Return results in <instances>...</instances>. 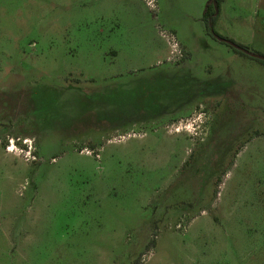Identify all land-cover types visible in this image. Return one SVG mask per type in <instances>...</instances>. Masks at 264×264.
Segmentation results:
<instances>
[{"label":"rangeland","instance_id":"rangeland-1","mask_svg":"<svg viewBox=\"0 0 264 264\" xmlns=\"http://www.w3.org/2000/svg\"><path fill=\"white\" fill-rule=\"evenodd\" d=\"M203 1L0 0V264H264V64Z\"/></svg>","mask_w":264,"mask_h":264},{"label":"crops","instance_id":"crops-1","mask_svg":"<svg viewBox=\"0 0 264 264\" xmlns=\"http://www.w3.org/2000/svg\"><path fill=\"white\" fill-rule=\"evenodd\" d=\"M210 0H205L198 8L199 18H202L204 8ZM235 6L233 8L232 6ZM237 12L241 16H236ZM217 21L224 24L239 23L243 32L264 34V0H222ZM246 48H251L247 43H240ZM250 50V49H249ZM254 51V50H253ZM251 52V51H250ZM264 55L263 51H254Z\"/></svg>","mask_w":264,"mask_h":264},{"label":"trees","instance_id":"trees-1","mask_svg":"<svg viewBox=\"0 0 264 264\" xmlns=\"http://www.w3.org/2000/svg\"><path fill=\"white\" fill-rule=\"evenodd\" d=\"M222 3V0H210L205 8H204V12H203V15H202V21L205 25V29L206 31L211 34L216 40L222 42V43H225L229 46L228 42H231L233 44H235L236 46H238L239 48H241L242 50H246L248 51V49L241 45V44H238V43H235L233 41H230V40H226L224 38H221L219 35H217L214 30L212 29L213 28V25L215 24V22L217 21V18L219 16V12H220V5ZM234 52L238 53V54H241L243 56H247V57H250L248 55H246L242 50H239V49H235V48H232L231 46H229ZM257 55H260V56H263L262 54L260 53H255ZM252 58V57H250ZM255 59V58H254ZM257 61H259L260 63H263L264 64V61L262 60H258L256 59ZM138 263V262H136Z\"/></svg>","mask_w":264,"mask_h":264},{"label":"built area","instance_id":"built-area-1","mask_svg":"<svg viewBox=\"0 0 264 264\" xmlns=\"http://www.w3.org/2000/svg\"><path fill=\"white\" fill-rule=\"evenodd\" d=\"M146 4L150 7V8H152L153 7V0H146ZM171 38V42L173 43V48L175 49L176 48V44L174 43L175 41H174V39H173V37L171 36L170 37ZM26 145V147H27V149L25 150H23V149H21V150H19L21 153H25L26 155H28V157H27V159H33L34 158V156H31V149H32V147H31V145L30 144H25ZM6 151L7 152H14V151H17V149H16V147H15V144H13V142L12 141H9V144L8 145H6ZM14 150V151H13Z\"/></svg>","mask_w":264,"mask_h":264},{"label":"water","instance_id":"water-1","mask_svg":"<svg viewBox=\"0 0 264 264\" xmlns=\"http://www.w3.org/2000/svg\"><path fill=\"white\" fill-rule=\"evenodd\" d=\"M229 46H231L232 48H235V49H239V50H242L241 48H239L238 46H236L235 44L231 43V42H228ZM246 55L252 57V58H255V59H258V60H262L264 61V57L263 56H260V55H257L255 53H252V52H249V51H246V50H242Z\"/></svg>","mask_w":264,"mask_h":264}]
</instances>
